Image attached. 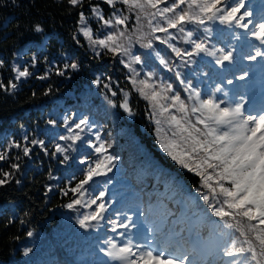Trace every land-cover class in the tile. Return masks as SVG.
I'll use <instances>...</instances> for the list:
<instances>
[{"label": "snow or ice", "instance_id": "1", "mask_svg": "<svg viewBox=\"0 0 264 264\" xmlns=\"http://www.w3.org/2000/svg\"><path fill=\"white\" fill-rule=\"evenodd\" d=\"M66 4L69 11L78 14L73 40L80 45L82 36L94 59L111 56L128 70L126 79L151 106L149 115L155 120L160 148L182 168L201 178L208 190L201 197L219 222L208 220L207 235L198 232L192 240L185 238L182 231L165 232L164 221H152L148 229L152 239L147 243L134 241L131 230L137 225L132 216L117 212L115 219L107 217L110 205L104 200L105 191L95 196L89 191L95 178L106 177L113 170L118 157L109 152L110 143L103 138L96 121L89 114L78 112L62 118L60 126L66 134L58 139L64 143L53 144L51 151L45 140L27 134L0 148V162H9L11 169L0 168V186L12 180L21 183L15 179L21 165L14 161L31 158L34 149L67 164L81 144L89 151L79 160L84 166L81 178L73 175L60 189L64 196H72L63 207L76 210L77 206L91 209L95 205L78 217L79 227L98 229L106 222L112 233L124 238L118 242L108 236L100 241L98 252L107 259H100L98 264H264V7L254 17L247 0H66ZM101 4L112 9L109 15H105ZM93 19L99 29L91 26ZM216 24L230 30L227 37L214 30ZM32 31L39 34L44 28L36 24ZM232 41L258 42L241 47L239 61L249 62V67H238L237 47ZM218 43L225 46L217 47ZM159 46H164L169 54L162 55ZM140 49L145 51L140 53ZM201 57L212 58L221 70L231 66L232 78L215 84L206 95L182 71L187 69L193 76L207 77V72L193 68ZM153 60L173 73L186 95L149 70ZM37 62L33 56L31 66ZM4 67L5 62L0 60V69ZM81 69V63L70 60L57 66L55 75L71 78ZM52 71L50 67L37 79H48ZM11 72L14 76L7 84L0 79V91L8 94L18 89L19 82L33 76L29 67L21 69L17 64L12 65ZM258 76L261 102L257 104L253 98L250 103L248 94L241 89L256 84ZM234 81L251 84L238 85L229 97L224 83L233 85ZM91 84L102 90L109 107L134 115L130 91L119 88L110 76L96 75ZM52 91L49 86L43 95ZM36 95L32 93L33 97ZM118 95L119 101L114 99ZM46 124L56 127L58 120L48 119ZM14 149L22 155L12 157ZM49 178L55 179L51 172ZM52 190L47 187L48 192ZM27 235L31 237L33 233L29 231ZM31 251L28 248L24 254Z\"/></svg>", "mask_w": 264, "mask_h": 264}, {"label": "trees", "instance_id": "2", "mask_svg": "<svg viewBox=\"0 0 264 264\" xmlns=\"http://www.w3.org/2000/svg\"><path fill=\"white\" fill-rule=\"evenodd\" d=\"M257 1L247 0L255 16L260 14ZM101 7L106 16L112 11L107 5L101 4ZM77 20V12L69 11L66 0H0V60L5 62V67L0 69V79L7 84L14 76L11 72L13 64L21 69L27 66L33 73L19 82L14 93L0 91V148L27 134L30 138L45 140L51 151L53 144L64 143L58 137L66 134L60 126L65 115L72 112L89 114L100 126L103 138L109 141V152L118 157L113 170L106 177L95 178L89 188L93 196L105 191L104 200L110 205L106 216L115 219L117 212L130 214L132 208H139L152 213L153 221H164L165 232L182 231L183 235L189 231L190 224H195L193 240L198 232L207 235L206 222H219V218L211 214L201 197V193L208 192L201 178L182 168L160 148L155 120L149 115L151 106L126 79L128 70L111 56L94 59L82 36L79 37L81 44H76L73 33ZM90 23L94 30L100 28L94 19ZM36 24L44 28L43 33L32 31ZM213 28L226 37L230 32L218 24ZM232 43L237 47L238 67H249V62L239 61L241 47L247 48L246 41ZM223 46L224 43L217 44V47ZM159 47L162 55L169 54L164 46ZM33 56L38 61L34 67L31 66ZM70 60L81 63V71L72 73L71 78L55 75V68ZM198 61L193 68L197 72H207V77L193 76L187 69L182 71L205 95L215 84L232 78L231 66L221 70L210 57H201ZM50 67L53 71L48 79H37ZM149 70L156 71L159 77L173 83L177 91L186 95L173 73L159 66L158 61L153 60ZM96 75L110 76L119 88L130 91L133 116L106 104L102 90L91 84ZM237 85L235 81L233 85L224 83V88L230 95ZM49 86L52 93L43 95ZM33 92L37 94L35 97ZM218 95L223 98L222 94ZM86 98L92 101V109L83 107ZM120 98L118 95L114 99L119 101ZM53 118L58 120L56 127L46 124V120ZM164 127L167 129L166 125ZM86 151H89L86 146L78 144L77 151L71 154L73 159L67 164H60L38 148L34 149L31 158L14 161L21 165L20 171L15 173V179L21 183L12 180L0 186V264H96L105 259L98 247L100 241L113 234L110 226L102 222L103 227L98 229H81L76 223L78 217L93 210L95 205L91 209L77 206L76 210H69L63 205L72 196H64L60 191L73 175L81 178L84 166L79 160ZM18 153L20 150L14 149L11 156ZM0 168L11 170L7 161L0 162ZM49 172L55 179L49 178ZM48 186L53 188L51 192L47 191ZM81 208L83 213L79 212ZM29 231L33 233L31 237L27 235ZM74 240H77L76 244ZM28 248L32 251L25 255Z\"/></svg>", "mask_w": 264, "mask_h": 264}, {"label": "rangeland", "instance_id": "3", "mask_svg": "<svg viewBox=\"0 0 264 264\" xmlns=\"http://www.w3.org/2000/svg\"><path fill=\"white\" fill-rule=\"evenodd\" d=\"M258 16H259V15H258ZM258 16H255V17H258ZM250 97H251V96H249V98H250ZM86 99H87V102H88L87 104L85 103ZM86 99L83 101V103H85L83 107H88V108L91 107V109H92V108H93V107H92V105H93V104H92V101L89 100V98H86ZM131 99L133 100V103H135V99H136V98L133 97V98H131ZM84 109H85V108H84ZM85 110H86V109H85ZM93 110H94V109H93ZM126 115H127V114H126ZM166 168H167V169H170L168 166H167ZM82 211H84V209L81 208L79 212H82ZM82 213H83V212H82ZM110 236H112L113 238H114V237L117 238L118 235L115 234V233H113L112 235L110 234ZM68 241L71 242L72 240L69 239ZM76 243H77V240H74V244H76ZM55 264H57V263L55 262Z\"/></svg>", "mask_w": 264, "mask_h": 264}, {"label": "bare ground", "instance_id": "4", "mask_svg": "<svg viewBox=\"0 0 264 264\" xmlns=\"http://www.w3.org/2000/svg\"><path fill=\"white\" fill-rule=\"evenodd\" d=\"M218 29H220V28H218Z\"/></svg>", "mask_w": 264, "mask_h": 264}]
</instances>
